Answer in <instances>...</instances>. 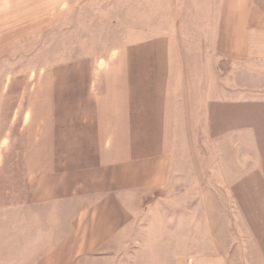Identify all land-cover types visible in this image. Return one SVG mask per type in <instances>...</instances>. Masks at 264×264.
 Masks as SVG:
<instances>
[{"label":"rangeland","instance_id":"rangeland-1","mask_svg":"<svg viewBox=\"0 0 264 264\" xmlns=\"http://www.w3.org/2000/svg\"><path fill=\"white\" fill-rule=\"evenodd\" d=\"M200 1L0 0V264H91L94 257L105 264L102 256L109 264H135L138 257L144 264H191L214 253L229 264H259L233 195L218 178L219 158L248 152L218 143V131L233 119L223 104L218 114L207 110L208 103L216 111V102L264 99V75L253 72L260 63L207 47L215 16L196 14ZM176 25L191 48L183 56L186 72L201 79L195 93L204 87V121L202 112L189 114L194 107L181 88L177 117L189 129L172 132L168 177L131 212L124 231L130 241L83 242L103 233L98 211L82 209L103 185L94 173L56 162L58 152H71V145L54 143L56 75L72 74L80 58L105 59L112 47ZM190 27L200 42L187 43Z\"/></svg>","mask_w":264,"mask_h":264},{"label":"crops","instance_id":"crops-1","mask_svg":"<svg viewBox=\"0 0 264 264\" xmlns=\"http://www.w3.org/2000/svg\"><path fill=\"white\" fill-rule=\"evenodd\" d=\"M215 1L212 4L210 0H201L199 9H195L204 18L215 16L207 47L212 44L218 54L228 52L233 57L260 63L259 70L255 68L253 72L264 75L263 0ZM176 27L170 32L123 42L112 47L114 55L105 59L93 62L80 58L72 74L56 75L57 142L54 143L71 145V152L57 153L56 162L71 165L73 171L94 173L99 178L97 187L103 185L97 189L96 199L86 198L82 208L98 211L96 216L103 233L92 239L83 236V242L130 241L124 231L134 215L131 212L140 209L145 197L160 190L168 177L172 132L189 129V124L179 126L177 117L178 112L182 113L177 110L183 97L181 88L185 99L194 107L189 114L202 112L204 121V87L201 86L203 93H195L194 81L201 79L194 77L189 69L190 73L186 72L183 56L186 58L185 51L191 48H184ZM193 30L190 27L186 32L187 43L196 44L200 42L197 38H203ZM204 33L209 35L207 29ZM216 103L223 104L222 110L233 117L226 130L218 131V143L227 142L233 149L238 146L240 151L248 152L243 156L234 152L219 158L218 178L233 195L259 264H264V99ZM199 104L202 108L198 110ZM222 106L209 111L208 103L207 113L218 114ZM172 238L174 241V235ZM65 239L62 237L61 241ZM101 258L105 259L103 262L110 261L109 256ZM193 259L189 263L229 264L221 253ZM94 260L95 257L91 264L97 262ZM144 263L138 257L135 264Z\"/></svg>","mask_w":264,"mask_h":264}]
</instances>
